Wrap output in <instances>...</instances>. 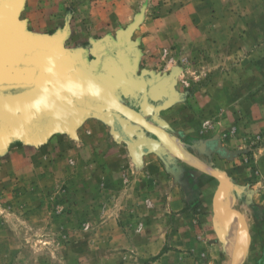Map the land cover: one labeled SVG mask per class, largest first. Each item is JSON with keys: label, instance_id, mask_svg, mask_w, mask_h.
<instances>
[{"label": "rangeland", "instance_id": "rangeland-1", "mask_svg": "<svg viewBox=\"0 0 264 264\" xmlns=\"http://www.w3.org/2000/svg\"><path fill=\"white\" fill-rule=\"evenodd\" d=\"M122 2L114 24L113 0L29 6L44 8L50 15L41 17L60 27L73 23L66 38L139 22L130 41L145 36L157 45L144 58L146 89L148 79L174 74L171 106L158 121L175 143L231 179L221 202L247 228L236 214L224 221L211 210L218 177L170 154L159 139L160 154L153 142L131 146L97 119L83 142L69 130L74 139L44 158L23 152L12 160L3 154L7 144L0 148V264H233L237 254L236 264H264V0ZM165 152L179 170L190 168L191 184Z\"/></svg>", "mask_w": 264, "mask_h": 264}, {"label": "crops", "instance_id": "crops-1", "mask_svg": "<svg viewBox=\"0 0 264 264\" xmlns=\"http://www.w3.org/2000/svg\"><path fill=\"white\" fill-rule=\"evenodd\" d=\"M30 1L31 0H27V2H25V7L22 12H25V21H23L25 22V34L27 37H29L27 38V40H30L32 38L31 44H35L34 46H40V44L44 46L43 54L45 56L41 59L45 60L42 62L38 60L41 66L39 78L41 87H46L47 84H54L72 76H80L83 73L86 76L89 75L91 77H93V75H99L98 73L105 72V74H107L108 69H106V67L104 66L106 64L108 67H111V70H108L110 72V77L101 79L113 88L119 99L124 104L141 113L147 119L153 116L154 120L151 121L157 126L163 128V123L158 120H161V118L163 117V111L169 109L171 103L169 102L167 105L163 106L162 103L155 105L152 102L146 101L149 98L146 93L147 89L145 79L149 75H151L149 74L146 77V73H151V70L149 67L144 68L143 65L146 63L144 58L147 56V54L154 52L155 46H157L154 40H149V38L145 36H140L138 38L140 43H137L135 45L138 46L139 54L137 56L138 58L134 61V55H132L131 53L134 48L132 44H129L130 40H125L124 44H121V46H115L111 43L110 40H102L105 37L106 39H110V37H113L117 42H119L117 35L119 30H117L116 33L105 32L101 35H97V33L91 35L87 34L85 38L86 40H82L78 37L66 38L67 35L72 36L74 33L75 28L73 26V23L70 22L67 28L65 26L60 27L57 22H48V20L45 21L41 16L50 14L42 11L44 8L32 9L29 6ZM113 1L116 2V8H114L115 5L111 6L116 11H112L110 13L111 22H113L112 24H114L113 18L114 20L115 18L119 19V15L123 14L121 12V9H123L122 0ZM138 28L139 26L137 27V29ZM61 30L63 31L61 32ZM64 31H66L65 37L62 36V33ZM98 40L104 41L105 43L102 44L100 41L98 44L96 43V41ZM49 46H51L50 49ZM115 51L123 54L122 60L117 57ZM98 53H100V59H104L107 57L106 60H108H105L106 62L104 61L102 65L99 63L97 64V67H94L93 61L98 59ZM132 61H134L135 63V72L130 73V65L128 66V63H133ZM115 67H119L120 69L118 71H115ZM159 78H161V76L154 77V79ZM122 80L123 82H125V85L127 87L124 86L123 88V86L120 84ZM131 81H134V83H132ZM131 84L133 85L131 86ZM18 94L20 95V97L21 95L24 97L26 91L16 90L2 92L0 93V101H16L18 98L20 99ZM31 97L34 98V96ZM45 99L46 100L43 101H46L48 103L47 106L33 105L30 108L35 112V110H39V107H44L42 110L44 111L46 116L49 117H46L47 120L44 117L38 118V120L40 119L41 121L45 120V123L41 125L39 129H35V127L26 129L23 122L17 125L18 127L22 128L21 131L17 130L16 127L11 128L13 130L9 129L8 133H10V136L6 140L7 148L6 151L3 152V154L9 155V159H17V157H19V155L23 152L26 153V157L28 155L31 157L34 155L40 158H44L46 154L49 153V150L54 149L57 144L66 141H72V139H74V136L69 132L68 127L74 128L73 130H75L77 137L76 139H79V141L83 142L84 132H89V130L94 131L98 127L97 119L100 120V123L105 122V124H108L109 126H116L123 134H125L126 138H128V141L135 143L134 147L138 148L139 145L143 146V143L146 144L153 142L152 146L155 147V149L159 147L158 152L159 154L161 153L160 146H157L161 145L157 137L154 136L153 139L148 141V137L145 136V131L143 130L142 132L140 128H136L138 126L135 127L128 118H125L123 120L124 122H120L119 119L115 118V123H111L108 120L107 115H110L108 111H112V109L114 108H112L111 106L105 108L107 115L105 111L99 112L96 110H92L83 102L81 93L77 92V90L75 89L72 91L65 90L63 92H55L54 94H49ZM93 103L104 102L95 100ZM51 109L55 112V114L58 111V116L53 115ZM65 109L70 112L69 115L62 112ZM100 114L103 115L104 118ZM112 116L114 117V110L112 112ZM49 126H52V128H49ZM210 141L214 142L215 139ZM187 151L190 152V150ZM165 153L168 154V152ZM169 153L171 154V152ZM170 154H168V157L171 158ZM171 161H173L172 158ZM172 163L173 168L176 167L179 171H177L178 174L185 175L186 181H188V184H191L194 179V175L193 172L190 171V168L181 167V170H179L178 165L180 164H176L175 166V162L173 161ZM218 187L219 184L217 186V189ZM217 189H215L214 193H216ZM202 191L209 192L210 189H205V187H202ZM212 209L213 202L211 205V210Z\"/></svg>", "mask_w": 264, "mask_h": 264}, {"label": "bare ground", "instance_id": "bare-ground-1", "mask_svg": "<svg viewBox=\"0 0 264 264\" xmlns=\"http://www.w3.org/2000/svg\"><path fill=\"white\" fill-rule=\"evenodd\" d=\"M24 3L25 0H0V93L16 90L26 91L24 97L22 95L20 97V95L18 94L20 99L18 98L16 101H0V140L2 139L1 136L4 134V132L7 131L8 133L9 129L12 128L11 124L15 122L16 125L23 122L26 129H31V127L39 129L40 126L45 123V120L41 121L40 119L38 120V118L47 117L42 110L44 107H39V110H41L39 111V114L35 113L38 111V109L35 110V112L30 109L33 105L47 106V102L43 100H46L45 98L50 93L46 91L49 86L41 87L40 85V80L38 79L37 73V63L35 60L41 59L45 56L43 54L44 46L40 44L41 50L38 48L39 56H35V52L33 51L34 48L29 47L31 45L32 38L30 40L28 39L29 41L27 40V38L29 37H27L25 34V22L20 19L21 10L24 7ZM15 35L17 38L15 37ZM20 40L22 43L20 42ZM106 40H110L111 43L115 46H121V44H117V41L113 37H110V39ZM104 41H102L101 43L104 44ZM133 52L134 50L131 51L132 55ZM118 53L120 54V52ZM85 78L86 85H91L90 82H96L93 80L88 81L87 77ZM163 78L164 77H161L159 78V80H163ZM149 82L150 80L147 81L148 85ZM64 83L65 81H60L59 83H56V87H63L62 85H64ZM69 83L70 82H66V84ZM167 86V80L162 81L159 86H155L154 89L155 91H157L156 94H160V92L162 90H165ZM80 88L83 91H87L89 93L92 86H82ZM97 92L102 98H104L103 96L105 91L103 89H98ZM31 96H34V98H32ZM90 98H92V100H90ZM94 101L95 100H93V96L91 95L89 96L86 105L92 108H96L97 105H94L96 104L93 103ZM113 106L111 105L112 108L116 109L115 104H113ZM57 113L59 112L57 111ZM57 113L55 114V112L53 111V115L58 116ZM66 113L69 115L70 112L66 111ZM49 128H52V126H49Z\"/></svg>", "mask_w": 264, "mask_h": 264}, {"label": "water", "instance_id": "water-1", "mask_svg": "<svg viewBox=\"0 0 264 264\" xmlns=\"http://www.w3.org/2000/svg\"><path fill=\"white\" fill-rule=\"evenodd\" d=\"M21 4V3H20ZM139 22H134L132 24L129 25L127 30H119L118 31V39L119 42H117V44H124V40H130L129 36L133 33V31L138 27ZM19 35V34H18ZM20 36V35H19ZM16 37V35H15ZM109 37V36H107ZM17 38V37H16ZM21 39V37H20ZM22 40V39H21ZM20 40V42H21ZM102 40H106V37ZM101 40L96 41V43L99 44ZM23 42V40H22ZM21 42V43H22ZM102 42V41H101ZM137 42H139L138 40L136 41H129V44L135 45L137 44ZM35 44H31L29 47H33V51L35 52V56H39V49L41 50V46L36 45ZM124 46V45H123ZM39 48V49H38ZM51 48V46H49V49ZM115 54L117 55V57L122 60V56L123 54H119L117 51H115ZM139 54V49L138 48H134V61L135 59H137ZM98 59L94 60V67H97V64H101L106 60V58L104 59H100V53L97 54ZM36 60V65H37V73H38V79L40 78V71H41V66L39 61H44L43 59H35ZM103 60V61H101ZM108 60V59H107ZM106 60V61H107ZM105 61V62H106ZM134 61H132L133 63H128V66L130 65V73L131 72H135V63ZM116 64V63H115ZM106 67V69L111 70V67H108L106 64L104 65ZM120 68L119 67H115V71H118ZM107 70V74L104 73H98L99 75H93V77L91 76H86L84 73L81 74L80 76H73V77H69L65 80L64 83V88L61 86L56 87V83L54 84H47V86H49V88L46 90L48 91V93L50 94H54L55 92H59V91H65V90H77V92L81 93L82 96V100L85 104H87V100L89 99V96H93V100H99V101H103L104 103H96L94 105H97L96 108L95 107H89L92 110H96L99 112H103L105 111V108H108V106L115 104L116 106V111L120 112L122 115H118L114 112V117L112 116V112L113 111H108L110 113V115H107V112L105 111L106 115L108 116V120L111 123H115V118L119 119L120 122H124L123 120L126 118L132 120L133 122L142 125L143 127L147 128L148 130H150L152 133H154V135L165 145V147L168 148V150L177 158H179L180 160H182L183 162L201 170L204 171L205 173L214 175L216 177L219 178L220 183H219V187L215 193L214 199H213V207H214V211L215 214L221 218L224 221H228L231 220L232 217L234 216V214H236V216L241 220L242 224L244 225L245 228H247V223L245 221V218L243 217V215H241L238 211L233 210L231 208H229L228 206L224 205L221 202V195L223 194V192L225 190H229L234 186V183L231 181V179L223 172H221L220 170L216 169L215 167L209 165L208 163L202 161L201 159H199L198 157H196L195 155H193L192 153H190L189 151H187L184 147L182 143H175V139L173 136H171L169 133H167L163 128L157 126L156 124H154L153 122H151L150 120H148L146 117H144L141 113L136 112L135 110H133V108L129 107L128 105L124 104L119 97L117 96V94L115 93V91L113 90V88L111 86H109L106 82H104L101 78H109L110 77V72ZM91 75V74H90ZM87 77L88 81H92L95 80L96 82H90L91 85H86L85 80ZM138 78V77H137ZM174 78V74L171 73L169 76H165L163 78V80H155L152 79L149 82V86L147 88V95L148 98L154 102H160L163 104V106L167 105L168 102L167 100V96H169L170 94V85L172 83V81ZM167 80L168 86L165 88V90H162L160 92V94H156L157 91H155V86H159V84L164 81ZM66 82H70L69 84H66ZM132 83H134V81H131ZM137 82V81H136ZM59 83V82H57ZM24 84V83H23ZM123 88L124 86L127 87L125 85V82H123V80L120 83ZM66 85V86H65ZM133 84H131L132 86ZM63 86V85H62ZM82 86H92L91 91L88 93L87 91H83L80 87ZM56 87V88H55ZM55 88V89H53ZM98 89H103L104 92V98H102L100 96V94H98ZM91 92H95V93H91ZM155 92V93H154ZM95 94V95H93ZM51 96V95H50ZM101 98V99H100ZM90 100H92V98H90ZM114 102V103H113ZM159 103V104H160ZM48 105V103H47ZM114 107V106H113ZM115 108V107H114ZM22 110V109H21ZM67 109L63 110L62 112L66 113ZM39 112V110L37 111ZM36 112V113H37ZM39 114V113H37ZM53 114V111H52ZM67 114V113H66ZM55 124V123H53ZM16 125V122L11 124V127L14 128ZM17 130H22L21 127H16ZM69 130H73V128L68 127ZM10 133H7V131L4 132V134L1 136V140H0V148H2L5 144H6V140L9 138ZM130 142V141H128ZM131 146H134L135 143L130 142L129 143ZM133 144V145H132ZM239 255L237 254L234 258V262L233 264L237 263Z\"/></svg>", "mask_w": 264, "mask_h": 264}, {"label": "flooded vegetation", "instance_id": "flooded-vegetation-1", "mask_svg": "<svg viewBox=\"0 0 264 264\" xmlns=\"http://www.w3.org/2000/svg\"><path fill=\"white\" fill-rule=\"evenodd\" d=\"M155 80H158V79H155Z\"/></svg>", "mask_w": 264, "mask_h": 264}]
</instances>
